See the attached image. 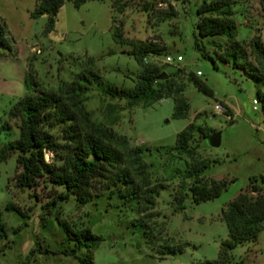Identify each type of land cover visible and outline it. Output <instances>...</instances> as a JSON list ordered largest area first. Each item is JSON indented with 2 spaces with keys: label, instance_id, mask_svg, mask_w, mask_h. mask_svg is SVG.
Wrapping results in <instances>:
<instances>
[{
  "label": "rangeland",
  "instance_id": "rangeland-1",
  "mask_svg": "<svg viewBox=\"0 0 264 264\" xmlns=\"http://www.w3.org/2000/svg\"><path fill=\"white\" fill-rule=\"evenodd\" d=\"M202 1L92 0L78 8L66 1L58 10L54 29L45 33L47 17H30L36 0H0V24L9 45L8 49L0 45V143L18 137L15 121H9L10 130L2 129L1 123L10 107L33 90L57 91L84 69L94 70L105 83L133 88L142 70L131 54L133 46L153 40L164 47L154 64L170 76L175 88L183 87L181 95L190 105L188 116L174 118L172 97L130 105L106 96L93 84L85 100L92 122L124 136L128 147L151 149L144 153V161L152 182L163 189L147 219V237L133 225L144 217L137 204L121 199L100 181L92 183L88 203L81 205L70 196L48 207L63 188L42 180L32 188H19L13 154L0 163V210L6 228L0 242V264H78L76 258L62 253L73 246L66 225L86 227L102 237L92 254L94 264H201L217 259L220 242L228 236L222 210L247 191L251 180L259 182L264 177V121L259 101L254 102L257 83L213 53L226 38L200 39L215 64L195 48L196 9ZM233 1L236 40L248 41L259 34L264 41V0ZM115 32L119 37L114 38ZM167 54L180 55L182 60L166 63ZM189 73L211 93L190 81ZM216 103L224 107L223 113L214 110ZM190 122L202 128L190 141L191 157L155 151L173 146L177 134ZM54 131L58 142H63V127ZM214 131L221 134L218 148L205 140ZM45 159L61 164L51 152H45ZM202 160L209 163L202 183L224 179L226 187L219 196L199 202L188 193L184 210L178 212L175 195L182 184L193 183L182 174ZM7 204L18 207L23 216L6 209ZM164 244L183 249L160 259L157 249ZM232 254L243 264H264V223L254 241L236 246Z\"/></svg>",
  "mask_w": 264,
  "mask_h": 264
},
{
  "label": "trees",
  "instance_id": "trees-1",
  "mask_svg": "<svg viewBox=\"0 0 264 264\" xmlns=\"http://www.w3.org/2000/svg\"><path fill=\"white\" fill-rule=\"evenodd\" d=\"M66 1L72 2L78 8L92 0H36L30 17L46 16L44 32L49 33L54 29L59 8ZM233 6V0L202 1L196 9L194 46L204 58H209L215 64L214 58L205 51L200 39L226 38L221 49L213 53L219 60L240 69L247 78L257 83V100L254 102L259 101L264 121V41L259 34L248 41L236 40L237 24L233 18ZM4 34V28L0 24V45L8 49ZM119 35L115 32L114 38ZM163 51L164 47L157 42L150 41L133 46L131 54L142 66V70L131 89L105 83L97 72L84 69L75 74L71 81L63 83L57 91L36 89L19 98L8 110L6 120L1 123L2 129L10 130L9 121H15L18 137L0 143V163L11 155H16V185L19 188H32L35 182L42 180L44 184L54 188L62 187L63 190L57 197L47 203L48 207H54L59 202L68 200L70 196H74L81 205L88 203L92 183L100 181L121 199L137 204L144 217L133 225L141 228L147 237V219L151 216L150 211L156 197L163 189L161 185L152 182L149 165L144 161V153L151 149L142 145L128 147L124 136L110 128L94 124L86 110L85 100L93 84L99 86L106 96L126 100L130 105L172 97L173 117L185 118L190 105L181 95L183 87L175 88L169 80L170 76L159 79L162 73L160 68L144 62L146 56L159 55ZM188 77L204 93H211L195 74L189 73ZM57 126L63 127V142H58L55 136L54 130ZM196 133L201 134L202 128L190 122L177 134L173 146L157 147L155 151L164 149L191 157L193 150L190 141ZM208 135L207 133L205 138ZM45 152H51L54 158L60 159L61 164L47 161ZM208 165V161H197L183 172V178H191L193 183L187 187L181 185L174 197L176 211L184 210L188 193L195 202H199L219 196L226 187L227 182L224 179H212L208 184L202 183L201 176ZM6 209L23 216L21 210L13 204H7ZM222 219L228 228V236L220 242L217 259L205 260L201 264H243L242 260L235 261L232 250L238 245L254 241L263 228L264 177L259 182L251 180L247 191L240 192L222 210ZM65 231L73 246L64 249L62 253L76 258L78 264H94L92 254L103 240L102 237L93 234L86 227L74 229L66 225ZM5 236L6 228L0 210V242ZM182 249L183 246L164 244L159 246L157 252L160 259H163L164 255ZM81 252L83 253L80 254Z\"/></svg>",
  "mask_w": 264,
  "mask_h": 264
},
{
  "label": "built area",
  "instance_id": "built-area-1",
  "mask_svg": "<svg viewBox=\"0 0 264 264\" xmlns=\"http://www.w3.org/2000/svg\"><path fill=\"white\" fill-rule=\"evenodd\" d=\"M153 42H156V41L153 40ZM158 58L159 57H157V55L150 54L144 58V62L146 64H149V63L154 64L157 62ZM181 60H182V57L180 55L172 56V55L167 54L164 56V62L166 63L179 62ZM198 74H200V72H197V75ZM213 108L217 113H220V114L223 113L225 110L224 107L219 103H216Z\"/></svg>",
  "mask_w": 264,
  "mask_h": 264
},
{
  "label": "water",
  "instance_id": "water-1",
  "mask_svg": "<svg viewBox=\"0 0 264 264\" xmlns=\"http://www.w3.org/2000/svg\"><path fill=\"white\" fill-rule=\"evenodd\" d=\"M166 77H167V74L165 72H162L161 75L159 76V79H165ZM205 140L210 147L218 148L221 144V134L218 131H214L210 133L205 138Z\"/></svg>",
  "mask_w": 264,
  "mask_h": 264
}]
</instances>
